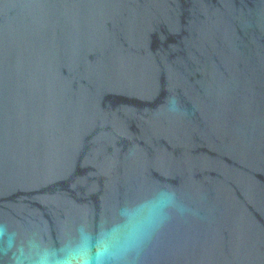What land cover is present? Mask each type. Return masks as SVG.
Wrapping results in <instances>:
<instances>
[{"label":"water","instance_id":"obj_1","mask_svg":"<svg viewBox=\"0 0 264 264\" xmlns=\"http://www.w3.org/2000/svg\"><path fill=\"white\" fill-rule=\"evenodd\" d=\"M264 264V0H0V264Z\"/></svg>","mask_w":264,"mask_h":264},{"label":"clouds","instance_id":"obj_2","mask_svg":"<svg viewBox=\"0 0 264 264\" xmlns=\"http://www.w3.org/2000/svg\"><path fill=\"white\" fill-rule=\"evenodd\" d=\"M35 264H90L89 261H81L74 255H67L65 257H56L55 255H42L36 261Z\"/></svg>","mask_w":264,"mask_h":264}]
</instances>
